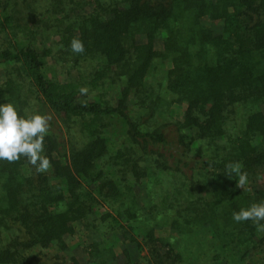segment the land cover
Instances as JSON below:
<instances>
[{
	"label": "trees",
	"instance_id": "16d2710c",
	"mask_svg": "<svg viewBox=\"0 0 264 264\" xmlns=\"http://www.w3.org/2000/svg\"><path fill=\"white\" fill-rule=\"evenodd\" d=\"M13 1L0 104L52 116V167L0 161V264H176L206 246L207 264H264V232L232 218L264 201V0H45L54 44L16 27L43 11Z\"/></svg>",
	"mask_w": 264,
	"mask_h": 264
},
{
	"label": "clouds",
	"instance_id": "9594fccd",
	"mask_svg": "<svg viewBox=\"0 0 264 264\" xmlns=\"http://www.w3.org/2000/svg\"><path fill=\"white\" fill-rule=\"evenodd\" d=\"M70 50L80 55L85 52V45L80 38L73 37ZM78 91L81 95H87L89 88L82 86ZM81 106L86 107L87 101H82ZM51 119L50 114L29 112L27 109L21 116L13 103L0 104V161L15 163L24 157L37 173L48 172L52 165L43 152ZM234 173L238 177L236 187L243 190L248 183V174L241 170L239 164H227L225 174L232 177ZM232 218L238 223L251 220L258 232H264V223H261L264 221V201L234 211Z\"/></svg>",
	"mask_w": 264,
	"mask_h": 264
},
{
	"label": "rangeland",
	"instance_id": "374dc122",
	"mask_svg": "<svg viewBox=\"0 0 264 264\" xmlns=\"http://www.w3.org/2000/svg\"><path fill=\"white\" fill-rule=\"evenodd\" d=\"M9 1V6L8 7H17L14 3L13 0H7ZM29 3L26 4H21V7H34L35 10L37 11V13L39 11H43L42 13H39L38 15L36 14L35 17L33 19H30L28 21V23L23 22L24 20H22V22H20V24L16 25V27H25V25L33 28V29H38V39L42 42L45 43H52L54 44V38L52 34L55 31V27L54 24L56 23V20H54L53 15L56 14H52V16L49 13H45L44 10L46 8V1L45 0H27ZM55 1V0H54ZM69 0H64V2H66V6H68L69 3H67ZM71 1V0H70ZM92 6L91 4H87L83 7V9L81 11H89L91 10ZM26 11H29V9H26ZM47 15H49V17H47ZM41 19V20H38ZM51 29V30H50ZM3 36V34L0 33V37ZM65 65V64H64ZM64 68L63 66H56L54 68V70H57L60 73L64 72ZM65 70L67 71V69L65 68ZM65 71V72H66ZM159 71V70H158ZM68 72V71H67ZM66 72V73H67ZM161 74L162 72H158L155 77L151 78V80L153 81V83L155 84L157 82V80H159L161 78ZM69 75L72 77H76L78 75V71L75 67H73L72 69L69 70ZM157 84V83H156ZM109 93L111 94L112 89L109 88ZM105 92V90H101V93ZM169 100L171 99V96H168ZM171 106L174 109V114H181L182 110H183V105L180 104H176L175 102H172ZM236 120H240L239 116L236 117ZM114 126V124L112 125V127ZM165 184V183H164ZM165 234L163 233L162 236H164ZM67 241L69 243V245H74V246H79L77 247L75 253H77L78 256L83 255L84 251H85V245L88 244V238L82 236L81 232L80 233H76L74 235H72L71 237L67 238ZM83 249V250H82ZM38 250V249H37ZM51 251L49 250L48 254H45L44 252L41 254L38 252V258H40L41 263L43 264H51L54 261V258H50L49 256L51 255ZM74 253V254H75ZM187 253V251H186ZM211 256V251L209 246L205 247V250L203 249L202 251H198L197 254L189 256L188 258H184L182 259V261L180 263H176V264H207L208 260ZM257 258V256H256ZM35 262H38V259H33Z\"/></svg>",
	"mask_w": 264,
	"mask_h": 264
}]
</instances>
